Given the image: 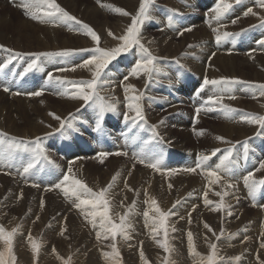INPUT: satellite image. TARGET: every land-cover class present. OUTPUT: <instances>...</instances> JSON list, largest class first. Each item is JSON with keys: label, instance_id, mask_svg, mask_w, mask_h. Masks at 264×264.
<instances>
[{"label": "bare ground", "instance_id": "6f19581e", "mask_svg": "<svg viewBox=\"0 0 264 264\" xmlns=\"http://www.w3.org/2000/svg\"><path fill=\"white\" fill-rule=\"evenodd\" d=\"M176 1L180 4L182 9L187 11L186 14H181L183 19L181 21H179V24H180V27H183V26H185V27H183L178 32L177 39H175V37L171 34L170 31H168L166 33H164V32H162V33L158 32V34L154 33V34H156V36H153V34L150 32L151 30H146V29L142 28V37H143L142 42L145 44L146 47H148L150 49V51H152V53L155 56H157L159 58V60L157 61L158 69H161V66H163V69H164V73L154 74L157 78L163 79L166 82H169L171 80V78L167 75V73H169V70L165 69V68H168L169 63L171 62L169 59H173V62L178 63L179 65L186 67L188 70L191 71V73L193 74V76L190 80L191 82L192 81L196 82L197 80H198V82H200V80L202 78L203 79L207 78L209 80L225 78V79H230V80H240V81H244L247 83L264 84V45H261L260 43L258 44V42L264 40V26H261L262 22H264V8L256 7L253 10V5L254 4L259 5V0H241V2L239 4H237L235 2V0H229V2L232 3V8L229 10V12L226 14V16H224L219 22L211 19V17L214 14L211 13V11H210L213 8L212 2H214V4H215L217 0H196V5L192 6V7L189 4L190 0H176ZM57 2L66 11L70 12L71 14H73L76 17H78L79 19H81L82 22L88 24L97 33V35L101 38L100 46L105 48V49L115 47L118 44V41L114 40L112 37H110L108 35V32L111 31L116 36L122 35L123 32L125 31L126 27L131 23V16L125 17L122 15H119V14L111 11L109 7H101V4L121 8V9L127 11L128 13H130L131 15L136 14V12L139 8V4H140V0H101L100 4L94 3L92 0H57ZM168 4L172 5L171 3H168ZM4 5H6V2H5V4H3V6ZM174 7H176V6H174ZM249 8H251L253 10L255 15L249 14L247 16V18H245L246 17L245 12H247V10ZM198 10H204V13H205V17L201 14L202 23H200L197 20V18L199 17L197 15V13L195 14V12L196 11L198 12ZM163 11H164V8H163V5L160 3V1L159 0H153V4H152L151 9H150V14H156V17H157L156 21L159 23L161 21V18L159 15L162 14ZM232 21H236V23H232ZM7 22L8 21L5 17L0 16V28H3ZM209 22H211V27H209V31H208ZM221 25H225V26L221 27ZM189 27H191V28L195 27V29L191 30L190 32L184 31V29L189 28ZM213 28H219L220 33L229 32V33H234V34H238V35H235L234 38L222 40L218 44L215 40V34L212 30ZM15 29H16V27H15ZM47 30L52 35V36H50V38H52V40H55L54 44L56 43V45L60 46V47L59 48L57 47L55 49H53V48L49 49L48 47H43L44 49L40 48V49H38L37 52H30V50L27 48L28 50L25 49L24 53H41V52L57 53V52L67 50V51L72 52V54L77 55V57L80 56V54L86 53V55H88V58H89L90 53L80 52L78 50L85 49V48H92L95 46V44L91 40V38L87 37L85 35L68 34L67 37H64L61 35V32H56V29H54L52 27H47ZM160 30H162V29H160ZM160 30H158V31H160ZM45 33H47V32H45ZM14 37L7 39L6 34H3L0 31V46H3V48H6V49H11L15 52L23 53L22 51H20L21 49L18 46V40L14 39ZM149 41H151V43H149ZM206 41H210V44ZM234 45H237V46L242 45V46L235 48ZM3 48H0V55L4 56V59H5V58L9 57L10 53L7 51H4ZM236 52H239L238 56H236L234 54ZM130 54H132V53H129L127 55H123L124 58L122 60H120L122 62L121 67L119 66V63H121L119 61L117 63L116 67L110 66L112 68L108 70V72L111 74V75L109 74V80L111 82L104 85V88L106 90H112V91L109 93H104L103 96L105 97L106 100H109L110 102H112L115 99L117 100L114 102V104H116V106H117V111H116V113H112V114H119L120 115V114H124L126 111H128L126 108L127 101L125 99V92H121L122 89H124L125 85L134 86V88L137 90V94H140L141 91L146 87L147 77L143 76V75L140 76L139 78H136V79H131L132 77L129 76V78L127 80H124V77L126 75V69H128L127 71L129 74V70L133 66L134 61L136 59H138V57H135V56L130 55ZM209 58L211 60L210 64L205 65L206 61ZM3 61H4L3 59L0 60V65L3 64ZM16 61L14 62L15 64H16ZM24 61H27V60L24 59ZM23 63H26V62H23ZM41 63H43V62H41ZM114 64H116V63H114ZM54 65H57V63H55ZM55 69H57V67L52 68L51 73H53V75L60 72L59 70L56 71ZM80 72H82V76L79 77L78 79H91L92 78L91 72L88 71V69H82V71L80 70ZM80 72H79V74H81ZM76 73L70 75V78H73L74 77L73 75H76ZM119 74H121V76ZM169 74H171V73H169ZM77 75H78V73H77ZM75 78H77V77H75ZM118 79H122V80L120 81ZM129 79H131V80H129ZM8 80H9V77L7 79L1 78L0 79V88H4V87L8 88L10 91L9 95L12 98H14V97H16V95H14V93H17V89H16L17 87L14 85H9ZM198 82L196 83L197 87H198ZM247 83L231 85L232 94L237 99L240 97H243V96H249L251 94ZM190 84L191 83L184 84L185 91L188 93L191 92L190 87H192V85H190ZM180 85H182V84H180ZM2 86H4V87H2ZM208 87H210L209 92L211 93V96H212L213 95L212 88L210 85ZM151 88H153V91L158 92L155 89L154 85H152ZM39 89L46 91V89H44L43 86L29 87L26 90V93H28V95H26V96H29V93L39 91ZM73 91H74V89H73ZM186 92H185V94L187 95ZM206 92L207 91L205 88L201 93V96L203 98L206 96ZM0 94L2 95V97H7L2 93H0ZM156 95H157V93H156ZM155 96H152V94L150 92H148V93H145L144 96L140 99L139 103L142 107L144 117H146V113L143 109L142 104L147 103L146 101H149L150 103H155L156 102ZM40 99L42 100L41 97H40ZM14 100H17V98H15ZM243 100H245V99L237 100L235 103L233 102L234 101L233 99H227L226 101L232 102L230 104L237 106L239 108H245L249 112L255 113V114L260 115V116H264V96L257 98V99H248L247 101L249 104H244ZM19 101H22V100H19ZM32 101H33V99H32ZM5 103H7V101ZM17 103H18V101H17ZM168 103L169 102H167V101H164V100L162 101V104L164 106L167 105ZM83 105H84L83 101L77 100V99H71V98H69V99L61 98L57 101H46L45 100V102H43L42 106L39 107L40 110L36 114L37 116L41 115L40 112L43 108L44 112H45V114H44L45 117L43 119H41L42 121L38 124V126H37L38 129L35 132L28 134V133H26V130H23L24 128L19 129L18 127H16L17 128L16 130H14V128L16 126V124H13L14 121H12L13 125L10 127L3 129V127L0 126V132L7 133L8 136H10V137L21 138L25 142H31V141L36 140V138H40L46 142L52 143L54 141V135H49V134H54L55 132L60 130L61 121H65L78 108H80L79 112L82 113V106ZM33 106H34V104H33ZM36 106H38V105H36ZM172 106L173 105L171 103L170 107L172 110H174L173 112H177L176 109H179L178 107H181L179 105H177L176 107L175 106L172 107ZM26 108H27V106H26ZM27 109H29V108H27ZM84 109H86V111L90 115L91 119L94 120L95 116L91 113V109H93V111L96 112L94 110V108L86 105L84 107ZM50 113L54 114V115H50ZM108 113H110V112H108ZM129 115L131 116L134 114L129 113ZM159 115H160V113L157 111H155V113L147 112V119L149 120V122L151 124H153L156 127V129L159 131L160 135H162L168 141V143L166 142L165 144L166 145L171 144V146H169V147L174 148L176 150H179L180 154L193 153L192 155L195 158H196L197 154H199L201 152H196V151L193 152L192 150H201V151L210 150V151H212L214 149H222V148L230 145V144L224 145V144H226V142L221 143V141L218 140L217 137L223 138V141L225 139L232 140V141L235 140L234 143H236V142H239L241 140H245L250 136H253L257 132L258 127H259V125L248 124L246 122H242L240 124H232V123H228V122H225V123L223 122V123H218V124H209L208 130H206V131L200 130V132L203 134L198 137V134H197L198 132L195 130V128L201 122V120H197L196 118L186 116V118H183L184 120L180 117L181 119H175L173 122V119L162 118ZM54 116L59 117L60 119L59 120L55 119ZM28 118H29V116L26 117V119H28ZM189 119H192V120L190 121ZM98 120H99V117L97 116V119H96L97 123H98ZM170 120L172 121L171 124L180 125V126H184V127H185V125H181V124H183L184 122L185 123L188 122V125L190 128L189 129L190 133H192L194 136H196L198 138L193 137L192 135H190L189 132L186 131V133L182 132L184 134H181V136H182L181 140H176L174 138L175 135H170L171 129L167 127V123H170ZM25 121L29 122L30 120H25ZM33 121H35V120H33ZM194 121H195V124H194ZM19 122H21V121H19ZM29 124H30V122H29ZM180 126H178V127H180ZM199 126H200V124H199ZM149 129L152 131H153V129L155 130V128H153L151 125H149ZM83 132H84V134H86L87 137H89V134L91 133L88 131L87 127L83 128ZM69 134L71 136H73L74 130H72V129L69 130ZM185 134L187 136H185ZM255 136H257V135H255ZM255 136H253L247 140H252ZM186 140L188 142L190 141L191 143L200 142L201 145L204 146V148L192 147V148H190L191 150H189L188 148L183 149L184 146L182 143L185 142ZM247 140L241 141L239 143H241L242 145L244 144L246 146V144L248 142ZM256 141L257 140H253L250 142V144L255 143ZM258 142H260V141H258ZM122 143H123V141H120L118 143V144H120V148L129 152L130 156L131 155L134 156L135 155L134 151L133 150H127L125 147H123ZM207 144H209V146H211V147H208ZM128 145H130V144H127V146ZM258 145L260 146V144H258ZM54 147L56 148V150L58 149L57 145H55ZM72 147L73 146L68 145V146L64 147L63 149H72ZM91 148H93V147H91V145H87L86 140H82V144L80 147H77L75 151H69L67 154H68L69 158H71L73 160L76 158L83 157L85 159V162H86L85 164H87L88 166H91V167H95L96 165L94 163L97 159V152H96L95 148H93L91 150V153L88 152V150ZM251 148H253V147H251ZM53 150H54V148H53ZM82 150H84L83 153H82ZM136 151H137V149H136ZM186 151H189V152H186ZM243 151H245V150H243ZM115 152H117V151H115ZM245 153L247 154L246 151H245ZM24 154L32 155L31 151L20 152L17 154L16 158L13 161L8 163L7 166H5L4 164H0V169L10 170L12 177L16 176L17 180H20L21 182L35 184V185L42 184L43 179L50 178L49 182H50L51 187L45 188L43 190L44 191L43 193L39 190L38 193L35 191L36 193L29 194L26 191L31 190V189H25L24 187H22V188L17 187L16 188L15 186L11 187L10 186L11 185V183H10L11 179L10 178L8 179L5 176H0V226H3L6 230L11 231L13 228L9 229L7 226H9L8 221L13 219L14 214L15 215L20 214L18 216V219H17V221H19V222L23 220L21 216L24 215L25 216L24 223L26 225V228H27V225L31 226V228H29V229L19 228L18 233L14 238V246H13L14 255H17V257L18 256L23 257L22 262H25V264L27 263L29 256L34 257L33 252L30 248L29 240H28V237L30 234L33 239L38 240L41 244V247L39 249L38 254L34 257L35 261L40 260L41 263L42 262L45 263L46 261L48 262L49 260H52L53 258H55V259H53V263L55 262L54 264H58L56 262L59 260L61 255L65 254L66 252H69L71 257L73 258V260L77 264H108V261L105 260L103 253L104 252H111V248L109 247L111 241L110 240L98 241L96 238V232L99 229L93 228L91 223L88 222V224L91 227L86 223H84V225L90 229L89 233L92 235L93 238L89 239L88 235H87V237L83 236L82 242L77 244L75 241V238L81 237L83 230L80 229L79 226H77V224L74 222V217L70 212L72 209L71 208L70 209L63 208L62 204L64 202L62 203V202L57 201L58 202L57 203L55 200H51L52 198L50 195L53 194L54 190L60 191V189L56 188L55 185L61 182L63 175L66 173V171L68 169L67 166H64L62 163L60 165L57 162L55 164L54 170L52 172L46 171V173L44 175H42L41 177L39 176L40 174H38V173L35 174V171H34V173H31V174L30 173L24 174L23 173V167H24L26 162H23L24 160L20 161ZM210 154L211 153L209 152V155ZM200 155H204V154L201 153ZM175 157H176V155H174V158ZM49 159H50V157H49ZM182 159H183V157H176L175 159L172 160V161H175V163H174L175 167L174 168L183 169L186 167H195L196 166L195 159H192V160H190L189 158L188 159L185 158L183 160ZM178 161H180V162L177 163ZM41 162L44 163L45 160L42 159ZM60 162H61V160H60ZM83 162L80 161L78 164H76V167H82V175L84 174L82 176V180H83L84 176L87 174L86 169H84V166H83L84 163ZM113 164H114V162H113ZM125 164H127V163H125ZM166 165L168 167H165V169H170L172 163L169 161L166 163ZM57 166H64V167L56 169L55 167H57ZM91 167L90 168L88 167V169H91ZM148 169L150 170V168H148ZM205 169H206V166H205ZM246 172L247 171L245 170V172H238L236 174L233 173L231 180H230V183L238 185L237 186L238 188L237 187L236 188L240 192L243 189L242 183L244 182L243 181L244 176L247 175ZM151 173H152V175H151ZM151 173L149 174L150 176H149L148 181H146V183L149 184L151 186V190L157 192L158 195H169L170 196V195L178 194V195H182V197H184V198L189 195L186 198L185 203L182 204V207L181 206L178 207L176 209V211L172 209L173 205H175L178 201L183 200L184 198L178 197L177 199H172V200L167 198V201H164L161 198V200H160V201H163L164 203H166L172 207V208L170 207L171 213L178 214L176 219L171 217V215H170V218L167 222L168 223V229H171V228H169L170 226L171 227L173 225L175 226V227L174 226L172 227V228H174V231H173V229L168 231V241H169L170 246L173 249L172 253L169 256L171 264L176 263L175 258L180 259V263L178 262L179 264H193V261H192L193 257H191L189 255V251H188L187 234H185V231H187V232L190 231L193 234V239H194L195 244H196V250L197 249L199 250V248H200L199 251H200V254H202V255L208 254V252H209L208 242L211 241L213 243H217L218 244L217 246H219V247H221L222 245H228L227 247L237 246V248H239L238 246H241L244 248V251H247V252L249 251L250 252L249 258H248V253H246L245 257H243V259L241 261L238 260L237 264H244L245 259H249L250 264H261V262H264V248L261 247V244H264V235H261L262 233H264V210H261V209H264L263 199L261 200V202H259L260 199L254 200V202H256L259 205L258 208L260 207L261 209L257 208V212H255L256 213L255 216H258V217H254L250 222H248V220L250 218H249V215H248L246 208L243 206V204L241 202H236L235 198H229V200H228L224 196L225 204L230 206V207L226 208L224 211H212L211 210V208L213 207L214 204L220 202V196L216 195V193H221V194L224 193V190L222 189V185L220 182L217 184H209V187H208L207 199L212 201L213 205H208V206H204V207L200 208L201 206H199V205H201L203 200H204L205 190L199 189L200 186L193 183L194 180H193V177H191L193 173H187V172L180 171V172H177V173L169 176L166 174V171H165L163 173L161 172L162 175L159 178H156L154 176L153 172H151ZM197 174L204 176V174H202L201 169L197 170ZM129 175H130V173H129ZM256 178L264 179V169L260 170V172L258 173ZM85 179L87 180V177ZM111 179H113V178H111ZM144 179H145V176H144L143 180ZM17 180L15 181V185H19V181L17 182ZM88 181H90V180H88ZM137 182H139V181H137ZM141 183H142V181H141ZM169 184H171V186H172L171 188H169ZM44 185H49V184H43V186ZM102 185L105 187L104 184H102ZM90 187L91 188H97L98 191L103 188V187H101V188L97 187L96 185H94V186L90 185ZM141 188H143V187L141 186ZM135 189H137V187ZM121 190H122V187H121ZM111 191L116 192L113 189H111ZM124 192H126V191H124ZM131 192H132V190H131ZM150 192H152V191H150ZM45 193H47V195L49 194V198L44 197ZM132 193H134V192H132ZM119 194H121V193H119ZM139 194H140V192H139ZM142 194L143 193H141V195ZM62 195H64V194H62ZM131 195L132 194L126 193L125 196L124 195H120L119 197L115 196V195L111 196V197H113V198H111V203L112 202L115 203V205H112L113 203L111 204L112 214H115L117 212L115 209L118 205H120L117 208V210H119L121 212V215H123L124 212L133 205V202H135V204H138L140 207H147V209H148V204L145 203V200L143 198H142V200L141 199L139 200L138 198L132 199ZM117 198H118V200H117ZM42 201H43V207H41ZM120 202H121V204H119ZM61 206H62V209L60 208ZM8 209H9V211H8ZM10 209H12V210H10ZM202 209H204V213L201 212ZM234 209H236V211H238L237 213H239L237 218H235V221L240 223V224L239 225H232V227L230 228L231 222L233 220V211H235ZM61 211H63V212H61ZM76 211L78 213L80 212V210L79 211L76 210ZM228 211H231V213H232L230 216L227 214ZM59 212L63 213L62 216H60ZM48 213H49V215L54 214L56 216V218L54 220L50 221L51 218L48 219V217H47ZM188 213L190 214L189 218L187 216ZM150 214L154 215V213H150ZM204 215H205V217H204ZM37 217H39V219H37ZM53 218H54V216H53ZM139 219H140L141 223L144 224L145 219L143 218V216L142 217L139 216ZM180 219H184V223H182V224L179 223ZM140 221L137 220V222L132 224L131 227L129 228V230L133 232V234H134L133 236L136 239V241L135 242L133 241V238H132L133 236H132L131 237L132 239L130 238V241L128 242V244L125 245L126 248L124 250L125 252H128L129 249H127V247L132 246V247H134V250H133L134 253H131V255H127V256H124V255L121 256V254H120L119 264H126V263L127 264H144V261H142L141 257H140L141 250L143 251L146 260H148L147 258L157 257L158 259H160L161 264H163L164 257L166 255H169V254L165 253L163 251V249L158 247L156 242L151 238V229L148 231L146 230V232H143V233L140 232V228H141ZM189 221H191V222L189 223ZM259 221L261 223H259ZM117 222H118V217H117ZM180 222H181V220H180ZM245 222H248V223L244 224ZM205 224H207L212 229V232H209L208 229L205 228ZM39 226H41V230L39 231V234H38L35 232H36L37 227H39ZM32 227H33V229H32ZM246 229H248V231H249L248 233L244 232V230H246ZM252 229H254V230L252 231ZM222 230H223V236H221L220 240L217 241L216 236L213 235V232L216 235H220ZM45 231H47L46 232L47 239H50L52 242H56V241L62 242V244H61V245H63L62 248L54 247L53 244L50 246L48 243H46L44 241L42 242V232H45ZM202 231H203V233H202ZM61 233H63V234H61ZM200 233H201V235H199L200 238H198V234H200ZM147 234H148V237L145 239L144 235H147ZM233 234L234 235L237 234V239H235L232 242L225 241V238H228ZM161 236H162V234H161ZM161 236H158L157 239H161ZM251 239H253L255 241L253 243H256V245L254 244L255 245L254 247H251V243H250ZM137 241L140 242L141 245L137 244ZM147 242H148V244H147ZM123 245H124V243H123ZM224 247H226V246H224ZM72 248H74V249L79 248V251L77 250V251H74L73 253H71V251H73ZM151 248L154 251H152ZM233 249H234V247H233ZM0 250H3L2 245H0ZM150 250L152 252H150ZM181 250H182V252L184 251L183 255H181L182 258L179 257V251L181 252ZM229 250H230V248H229ZM227 252L229 253L230 251H227ZM236 252H237V249H236ZM28 253H30V254H28ZM44 253L47 254L46 255L47 257L45 258V260H44V256H45ZM220 253H219V255L224 257V254L223 253L220 254ZM133 254H135V256H133ZM234 256H236V255H234ZM18 259H19V257H18ZM61 259H63V258H61ZM132 259L134 261H132ZM185 259H187L188 262H186ZM40 261H39V263H40ZM191 261H192V263H191ZM236 261L237 260H235V258H230L229 256H226V257H224V261H221V264H235ZM28 262L31 263V261H28ZM152 262L154 263V261H152ZM45 264H48V263H45ZM49 264H50V262H49ZM247 264H249V263H247Z\"/></svg>", "mask_w": 264, "mask_h": 264}, {"label": "snow or ice", "instance_id": "6c2138e0", "mask_svg": "<svg viewBox=\"0 0 264 264\" xmlns=\"http://www.w3.org/2000/svg\"><path fill=\"white\" fill-rule=\"evenodd\" d=\"M237 4L241 2V0H235ZM97 3H100V0H97ZM153 4V0H140L139 8L135 15H131L127 11L118 8L112 7L108 5L101 4V7H109L111 11L117 13L119 15L128 17L131 16V23L126 27L125 31L122 35L116 36L111 31L108 32V35L112 37L114 40L118 41V44L115 47H111L105 49L100 46L101 38L97 35V33L86 23L78 20L76 17L70 15L64 8L57 3V0H20L19 7L22 8L23 13L26 18L31 19L32 21L41 23V24H49L52 26H64L70 25L72 23L79 25L78 29L69 28V30H75L82 35L90 37L94 42L95 46L92 48L80 49V52L90 53L89 58L83 60L82 63L72 67V68H61L59 71H75L77 67L81 69H88L91 72L92 78L90 80H81V81H66L60 79L58 77H54L51 72L47 75V80L49 83H55L59 85L63 91L60 93L64 96H67L71 99H77L84 102L85 105L93 107L97 112L99 121H102L104 115L108 112L116 113L117 106L116 104L106 100L104 96L100 95V90L104 87V85L110 83L109 80V72L106 71L109 65L117 60L122 55H127L129 53H133L135 49L134 55L138 56V59L134 61L133 66L129 70V75L131 77L139 78L140 76H146L149 81L153 78L154 74H158L159 69L157 67L158 57L155 56L152 51L142 42V26L144 23L151 19L150 17V9ZM259 6L264 8V0H259ZM232 8V3L229 0H217L215 6L210 10L214 15L211 17L212 20L219 22L226 13ZM255 15L253 10L249 8L245 15ZM171 17H169V26H171ZM232 23H236V21H232ZM225 25H221L224 27ZM264 26V22L262 25ZM209 27H211V22H209ZM192 28H186L184 31H191ZM215 34V40L219 44L222 40H226L229 38H234V33L224 32L220 33L219 28L212 29ZM182 34V33H181ZM151 43V41H149ZM261 45H264V40L259 42ZM191 47V46H190ZM3 48V46H0ZM4 51L10 53L7 62L3 65H0V71L7 68L13 60L22 59L25 56L34 57L28 64L25 69V72H31L33 70H42L41 59H51L54 56H63L67 57L72 53L70 51H61L57 53H20L15 52L11 49L3 48ZM182 67V66H181ZM129 76H125L124 80H127ZM247 83L240 80H230V79H207L205 78L203 81V86L200 91H203L204 87H208L209 85L212 88L213 95L209 96L204 103L196 108L197 117L201 111L204 112H213L220 111L224 114L225 118L231 119L233 113L237 110L234 108L225 105L223 101L227 99H236V97L232 94L231 85L233 84H241ZM71 87H68V86ZM249 90L252 93L253 98L257 96H264V84H248ZM74 89V91H73ZM258 90V91H257ZM4 91H9L8 88H4ZM125 99L127 101L126 108L128 111L124 113L125 122L131 121L133 126H143L140 124L143 121L145 124L147 123L145 117L143 115L142 107L139 103L142 98V94H137V90L132 85L124 86ZM43 94V90L35 91L29 93L30 96H40ZM14 95H21V93L17 92ZM129 113H133L134 115H129ZM50 115H54L51 114ZM55 119H60L59 117L54 116ZM241 120L248 124H256L259 125L260 128L264 129V116L252 115V114H244L241 116ZM98 121L96 128L99 130L100 122ZM72 127L71 122L61 121V128ZM198 135H202L203 133H197ZM154 137L158 135L153 129ZM259 135V133H258ZM221 142L223 138L217 137ZM31 151L32 158L23 167V173L28 174L34 168H36L37 164L43 159L48 161V158L45 154V149L43 148L40 138H36V140L31 142H25L22 140H18L15 137L8 136L7 133L0 132V164L8 165L11 161H13L17 154L20 152H29ZM220 152V149H214L211 151L210 155H199L196 166L195 167H186L183 169H164V159L160 154H148V153H138L134 155L133 159L136 163L142 164L145 167H148L156 172H167V175L171 176L177 172L183 171L187 173H196L198 169L202 170V174L206 175L209 178L210 184H217L221 180H225V187L232 188L234 185L230 183L232 177V167H231V157H232V149H227L223 154L222 158H220L219 164L215 165L214 168L205 169V165L212 157H217V154ZM126 156L127 153L124 152H108V151H100L97 156L101 163L104 162V159L109 156ZM48 163H52L48 161ZM135 166V165H133ZM264 169V162L260 163L259 169L257 171ZM223 173V175H221ZM254 173L250 172L246 176H244L243 181L245 186L249 189L250 194L255 197L257 191L264 187V179L256 180L254 179ZM116 180V177H113V183H110L107 187L100 189L99 191H93L82 179L76 177L71 167L69 165L67 172L63 175V179L60 183L56 184L55 187L61 189L65 198H73L74 207L84 215L85 219L91 223L93 228H98L99 230L96 232V238L98 241L100 240H110L111 243L109 247L111 248V252H104L103 256L105 260L108 261V264H119V250L117 248V237H121L124 240L130 239L128 234V229L131 227L130 223V215L134 213L135 210V202L133 205L128 208L123 215L119 213L112 214V206H111V189ZM33 187H37L38 185L33 184ZM171 184H169V188H171ZM228 193L224 192L216 193V195L220 196V202L213 205V202L207 199V192L204 193V204L205 206L213 205L211 208L212 211H224L226 208L230 207L225 204L224 196ZM148 204V209L144 211L143 216L145 218V225L150 227L151 229V238L156 242L158 247L163 249V251L168 256L164 257L163 264H171L169 259L170 254L173 249L168 241V220L170 215H172L171 210L165 212L161 210L158 206L157 201L154 198H150V202L148 200L145 201ZM179 203V201L177 202ZM41 207H43V201L41 202ZM175 207V205H173ZM194 210V209H193ZM154 213V215L150 214ZM229 216L232 214L231 211L227 213ZM190 215V214H189ZM118 217V222H117ZM39 219V217H37ZM191 221H189L190 223ZM20 226L13 228L11 231L6 230L3 226H0V245L3 246V250H0V264H15L16 257L13 252L14 246V238L18 233ZM205 228L208 229L209 232H212V229L205 224ZM174 231V229H173ZM63 234V233H61ZM161 239H157L158 236H161ZM213 235L216 236V240L219 241L221 236H223V230L220 235H216L213 232ZM234 235V234H233ZM261 235H264L262 233ZM207 239V238H206ZM30 248L33 252L34 257L38 254L41 244L38 240H35L29 234L28 237ZM187 244L189 255L193 257V264H221V261H224V257L220 256L218 253L217 243H213L211 241L208 242L209 252L206 256L201 255L196 250V244L193 239V234L189 231L187 233ZM261 247L264 248V244H261ZM141 260L144 261V264H148L145 259L144 253L141 250L140 252ZM239 260V257L235 258ZM62 264H71V259L63 260ZM264 264V262H261Z\"/></svg>", "mask_w": 264, "mask_h": 264}, {"label": "rangeland", "instance_id": "374dc122", "mask_svg": "<svg viewBox=\"0 0 264 264\" xmlns=\"http://www.w3.org/2000/svg\"><path fill=\"white\" fill-rule=\"evenodd\" d=\"M94 3H97V0H92ZM160 1V3L163 5V8H164V11H163V13L162 14H160L159 16H160V18H161V21H160V23L159 22H157L156 21V14H150V17H151V19H149V20H147L145 23H144V25L142 26V28L143 29H146V30H151L150 32L153 34V36H156V34H154V33H157L158 34V32L159 33H162V32H160V31H158V30H160V29H163V28H165V27H168L169 28V30L168 31H170L171 32V34L175 37V39H177V34H178V32L183 28V27H185V26H183V27H180V24H179V21H181L183 18H182V16H181V14H186L187 13V11L186 10H184V9H182L181 8V6H180V4L176 1V0H159ZM5 2H6V5H4L3 6V4H5ZM100 2H101V0H100ZM8 2H7V0L6 1H4V0H0V16L1 17H5L6 19H7V23H6V25L3 27V28H0V31L3 33V34H6V38L7 39H10V38H13L14 36V39H17L18 40V46L20 47V51H22L23 53H24V51H25V49H29L30 50V52H37L38 51V49H40V48H42V49H44L43 47H48L49 49H51V48H53V49H55V48H59L60 46H57L56 45V43L54 44V42H55V40H52V38H50V36H52L51 35V33L47 30V27H52V28H54V29H56V32H61V35L62 36H64V37H67L68 36V34H71V35H76V34H80L79 32H77V31H75V30H69V28H72V29H78L79 28V25H76V24H74V23H72V24H70V25H64V26H52V25H49V24H42L41 25V23H38V22H35V21H32L31 19H29L28 20V18H26L25 17V15H24V13H23V10H21V12L20 13H17L15 10H12V7L11 6H9L8 4H7ZM13 3L15 4V6H17V7H19L18 5H19V3H20V0H13ZM58 3V2H57ZM168 3H171L172 5H169ZM98 4H100V3H98ZM174 6H176V7H174ZM62 7V6H61ZM256 7H260L259 5H257V4H254L253 5V10L256 8ZM63 8V7H62ZM68 12V11H67ZM70 15H72V16H74V17H76L75 15H73V14H71L70 12H68ZM197 13V15L199 16L198 18H197V20L200 22V23H202V16H201V14L203 15V13H204V10H198V12L196 11L195 12V14ZM248 16V15H247ZM247 16L245 17V18H247ZM169 17H171V21H173V27L172 26H169ZM78 20H80V21H82L81 19H79L78 17H76ZM244 18V19H245ZM3 19V18H2ZM34 22V23H33ZM84 23V22H83ZM37 24V25H36ZM258 24V23H257ZM256 25V24H255ZM30 26V27H29ZM39 26V27H38ZM43 26V27H42ZM45 26V27H44ZM254 26V25H253ZM15 27H16V29H15ZM32 28V29H31ZM46 28V29H45ZM231 29V28H230ZM46 30V31H45ZM59 30V31H58ZM20 32V33H19ZM45 32H47V33H45ZM15 33V34H14ZM42 35V36H41ZM26 36V37H25ZM20 37V38H19ZM41 37V38H40ZM41 39V40H40ZM262 40V39H261ZM40 41V42H39ZM47 41V42H46ZM43 42V43H42ZM206 42H208L209 44H210V41H206ZM33 43V44H32ZM205 43V42H204ZM39 44V45H38ZM258 44H259V42H258ZM44 45V46H43ZM52 45V46H51ZM31 46V47H30ZM204 48V47H203ZM27 49V50H28ZM72 53V52H71ZM133 53H135V50L133 51ZM130 54V55H133V56H135V57H138L137 55H134V54ZM28 57V58H27ZM30 57V58H29ZM213 57V56H212ZM27 58V59H26ZM34 58V57H33ZM31 56H25V60H27V61H23V62H26V63H23V62H18V61H16V60H14L11 64L13 65V67L11 68V72L13 71V69H15L16 67H18V69H19V74L21 73V72H23V69H24V67L25 66H27V63L28 62H30L31 61V59H33ZM86 58H88V55H86V53H83V54H80V56H78L77 57V55H75V54H71V55H69V56H67V57H63V56H54V57H52L51 59H47V61H46V59H44V58H42L41 59V62H43V63H41L42 64V70H33V71H31V72H27V74H26V80H30V84H29V86H25V85H20V86H16L17 88V92H19V93H21V95H24V98L23 99H21V98H17V97H14V98H12L10 95L9 96H7V95H5V96H7V97H2V95L0 94V126H2L3 127V129L4 128H7V127H10V126H12L13 124H16V126H15V128H14V130H16L17 128L16 127H18L19 129H23V130H26V133H28V134H31L32 132H35L38 128H37V126H38V124L42 121L41 119H43L44 117H45V112H44V109L42 108V110H41V112H40V114L41 115H39V116H37L36 114H37V112L40 110V108L39 107H41L42 106V104H43V102H45V100L46 101H57V100H59V99H61V98H67V99H69L67 96H64V95H62V94H60L62 91H63V89L59 86V85H57V84H55V83H50L49 85H45L44 83H42L41 82V77L42 76H44L43 77V80H45V79H47V75H48V73L49 72H51L52 71V68L53 67H57V69H55L56 71L57 70H59V69H61V68H72V67H74V66H76V65H78V64H80V63H82L83 62V60L84 59H86ZM243 58V57H242ZM1 59H3L4 61H3V64L4 63H6L7 62V59L8 58H5L4 59V56H1L0 55V60ZM123 59V55L121 56V57H119L118 59H117V61L119 62L120 60H122ZM159 60V59H158ZM162 60V59H161ZM171 62L169 63V65H168V67L169 66H172V65H174L175 64V62H173V59H169ZM16 61V64L14 63ZM117 61L115 62L116 64H110L109 65V67H108V69H106V71L108 72V70L109 69H111L112 67H110V66H113V67H116L117 66ZM18 62V63H17ZM121 62V61H120ZM210 62H211V60H210V58L206 61V64L205 65H207V64H210ZM55 63H57V65H54ZM2 64V65H3ZM121 65H122V62L121 63H119V66L121 67ZM199 65V64H198ZM80 70L82 71V69L81 68H79V67H77L76 68V70L75 71H71V70H69V71H60L59 73H57V74H55V75H53V73H52V75L54 76V77H58V78H60V79H63V80H66V81H81V80H90V79H78L79 77H81L82 76V72H80ZM128 69H126V75L125 76H130L129 74H128V71H127ZM177 70H179V68H176V71ZM78 73V75H77V73ZM79 72L81 73V74H79ZM74 73H76V75H73L74 77L73 78H70V75H72V74H74ZM158 73H164V69H163V66H161V69H159V72ZM169 73H171L172 74V72H170L169 71ZM169 73H167V75L169 76ZM110 74V73H109ZM6 74H5V71H4V76H5ZM111 75V74H110ZM120 76H121V74H119ZM9 77V75L7 76V78ZM75 77H77V78H75ZM178 77L179 78H181L182 77V72H179V74H178ZM131 79H136L135 77H132ZM131 79H129V80H131ZM118 80H122V79H118ZM128 80V81H129ZM119 81V82H120ZM127 81V82H128ZM161 81H164L163 79H160V78H157L155 75H153V78L151 79V81H149V79L147 78V82H146V87L141 91V93L140 94H142V97L144 96V94L145 93H148V92H150L151 94H152V96H155L156 95V93H157V95L155 96V97H160V95L162 94V91H164V87H166V84H164L163 85V87H162V89H160L159 87H157V86H159L160 85V83H161ZM201 81H204V79L202 78L201 80H200V82ZM111 82V81H110ZM126 82V83H127ZM164 82H166V81H164ZM198 82V80L196 81V82H191L190 81V85H192V87H190V90H191V92H193V90H194V88L196 87V83ZM200 82H198V86L200 85ZM125 83V84H126ZM247 84H249V83H247ZM251 84H256V83H251ZM152 85H154V87H155V89L158 91V92H156V91H153V88H151V86ZM39 86H43L44 87V89H46V91H43V94L42 95H40V96H26V95H28V93H26V90L29 88V87H39ZM178 86H180L182 89H183V91H185V88H184V84H182V85H178ZM178 86H175V85H169L168 86V88H170L171 90H172V92L174 91V90H176L177 91V95L179 94V88H178ZM2 87H4V86H2ZM68 87H71L70 85L68 86ZM5 88V87H4ZM122 88V87H121ZM198 88V87H197ZM197 88H195V90H194V92H193V96H194V93H195V91H196V89ZM39 90H42V89H39ZM112 90H106L104 87L100 90V95H102L103 96V94L104 93H109V92H111ZM206 96L204 97V99H207L209 96H211V93L209 92L210 91V87H206ZM121 92H124V89H122V91ZM156 92V93H155ZM186 92V91H185ZM191 92H190V94H191ZM0 93H2V92H0ZM187 94H189L188 92H186ZM3 94V93H2ZM183 97H185L186 95H182ZM2 97V98H1ZM40 97L42 98V100L40 99ZM44 97V98H43ZM200 97H202V96H200ZM260 97H262V96H259L258 94H257V96L255 97V98H253V96H252V93L249 95V96H243V97H240V98H238L237 100H241V99H245V100H243L244 101V104H249L248 103V99H257V98H260ZM15 98H17V100H14ZM48 98V99H47ZM163 98H165V95L163 96ZM203 98V97H202ZM32 99H33V101H32ZM37 99V100H36ZM19 100H22V101H19ZM184 100V99H183ZM7 101V103H5ZM11 101V102H10ZM17 101H18V103H17ZM26 101V102H25ZM32 101V102H31ZM115 101H117L116 99L115 100H113L112 101V103H114ZM155 103H150L149 101H146L147 103H143L142 104V106H143V109H144V111H145V113H146V117H145V120H146V124L143 122V121H141L140 122V124L141 125H143L142 127L141 126H135L136 127V129H141L144 133H153V131L152 130H150L149 129V125H151L153 128H155V132L156 133H158V135L156 136V141H157V143L158 144H160L161 146H160V150L161 149H163V151H170L169 149H171V151H170V156H169V158H168V160L166 161V163L167 162H171L172 163V165H171V167H170V169H172V168H174L175 167V165H174V163H175V161H172L173 159H175L176 157H183V159H185V158H189L190 160H192V159H195V157H193L192 156V154L193 153H184V154H180L179 153V150H176V149H174V148H171V147H169V146H171V144H168V145H166L165 143L167 142L168 143V141L162 136V135H160V133H159V131L156 129V127L153 125V124H151L150 122H149V120L147 119V112H149V113H155V111H157V112H159L160 113V115L159 116H161L162 118H169V119H173V122H174V120L175 119H183V118H186V116H190V115H187V113L189 112V110H185L184 112L186 113H184L181 109H176L177 110V112H173L174 110H172L171 109V103H172V105H174L175 103H176V101H172L171 99L170 100H168L167 102H169L167 105H163L162 104V99H156L155 98ZM194 101L196 102V100L194 99ZM38 102V103H37ZM235 102V101H234ZM230 103H232V102H227V103H224L225 105H228L229 107H231V108H234V109H236L237 111L235 112L236 114L235 115H232V118L231 119H228V118H225V116L223 115V113L221 112V114L220 115H214V114H210V115H207V118L205 117V120H203V119H201V122L199 123L200 124V126H199V124L197 125V127L195 128V130L198 132V133H201L200 132V130L201 131H206V130H208V125L209 124H218V123H225V122H228V123H232V124H240V123H242V122H244V121H242L241 120V116L242 115H244V114H252V115H257V114H255V113H252V112H249V111H247L245 108H239V107H237V106H234V105H232V104H230ZM27 104V105H26ZM33 104H34V106H33ZM153 104V105H152ZM159 104H161V105H163V107H162V109H161V107H160V105ZM8 105V106H7ZM24 105V106H23ZM30 105V106H29ZM36 105H38V106H36ZM26 106H27V108H29V109H27L26 108ZM86 105L84 104L83 106H82V109H84V107H85ZM7 107V108H6ZM165 107V108H164ZM166 107H170V110L169 111H167V108ZM3 108V109H2ZM6 108V109H5ZM26 108V109H25ZM35 109V110H34ZM79 109L80 108H78L75 112H73L65 121L66 122H71V124H72V127H65V128H60V130H58L57 132H55L54 134H49V135H54V141L52 142V143H49V142H46V141H44L43 139H40L41 141H43V142H45V143H47V144H50V146H51V151L53 150V148H54V150H56V148L54 147L55 145H57L58 146V148L59 147H62V148H64V147H66V146H68V145H71V146H74V145H76L77 144V147H80L81 146V144H82V140H86L87 141V136H86V134H84V132H83V128L84 127H87L85 124H83V123H81V119L83 118V119H87V120H92L91 119V117H90V115L86 112V114H84V115H82V113H80L79 112ZM34 110V111H33ZM18 111V112H17ZM26 111V112H25ZM8 112V113H7ZM213 112H215V111H213ZM30 113V114H29ZM91 113L95 116V114L97 113V112H94L93 111V109H91ZM206 113H208V112H206ZM206 113H204V115H206ZM211 113V112H210ZM5 114V115H4ZM8 114V115H7ZM124 114H112V112H110V113H106L105 115H104V117H103V119H102V121H99L100 123H103V122H108V121H110V120H112V122L113 123H108L107 124V127H108V131H110V133L111 134H113L114 136H120V133H122V132H124L125 130H123V131H120L121 130V128H120V122H121V120H123L124 118L122 117ZM202 115H203V113H202ZM21 118H20V117ZM27 116H29V118L28 119H26V117ZM260 116V115H259ZM32 117V118H31ZM181 117V118H180ZM9 118V119H8ZM13 118V119H12ZM36 118V119H35ZM117 118H120V120H119V124H118V121H117ZM18 120V121H17ZM25 120H30L29 122H30V124H29V122L28 121H25ZM32 120V121H31ZM33 120H35V121H33ZM184 120V119H183ZM190 121L192 120V119H189ZM195 120V119H194ZM12 121H14L13 122V124H12ZM19 121H21V122H19ZM25 121V122H24ZM19 122V123H18ZM28 122V123H27ZM33 123V124H32ZM128 124H130L131 123V121H128L127 122ZM172 123V121L170 120V123H167V127L168 128H170L171 129V134L170 135H175L174 136V138L176 139V140H181L182 139V136H181V134H184V133H186V131L187 132H189L190 133V128H189V125H188V122H184L183 124H181V125H185V127L184 126H180V125H173V124H171ZM194 124H195V121H194ZM193 124V125H194ZM178 126H180V127H178ZM74 130V135L73 136H71L70 134H69V130ZM264 129H262V128H260V126L258 127V130H257V132L253 135V136H255V135H257V136H255L252 140H247V139H249V138H251V137H253V136H250V137H248L247 139H245V140H247L248 142H247V144H246V146L243 144H241V143H239V142H241V141H244V140H241V141H239V142H236V143H234V141H232V140H227V139H225L224 140V142H226V144H224V145H227V144H230V145H228V146H226V147H224V148H222V149H220V152L217 154V157H212L208 162H207V164L205 165L206 166V169H211V168H214L215 167V165H217V164H219V162H220V158H222V154L227 150V149H229V148H231L232 149V157H231V167H232V174L234 173V174H236V173H238V172H245V170L247 171L246 172V174H248V173H250V172H253V173H255V175H254V179H256V180H261V179H258V178H256V176L258 175V173L260 172V170L259 171H257V169H259V166H260V163L261 162H263L264 161ZM182 132H184V133H182ZM258 133H259V135H258ZM178 134V135H177ZM190 135H192L193 137H196V136H194L192 133H190ZM185 136H187L186 134H185ZM184 136V137H185ZM200 135H198V137H199ZM198 137H196V138H198ZM15 138H17V137H15ZM261 138V139H260ZM18 140H22L23 141V139H21V138H17ZM132 139H133V136H132V133L131 134H129L126 138H120V141H123V143H122V145H123V147H125L127 150H133L134 151V154L136 155V154H138V150L136 151V147H131V141H132ZM263 139V140H262ZM147 140V139H146ZM253 140H257L255 143H252V144H250V142L251 141H253ZM119 141V142H120ZM258 141H260V142H258ZM118 142V143H119ZM197 143H199V146L198 147H200V148H204V146H202L201 145V143L200 142H197ZM197 143H191L190 141L188 142L187 140L185 141V142H183L182 144H183V149H189V150H191L190 148H192V147H197L196 146V144ZM222 143V142H221ZM260 144V146L258 145V144ZM55 144V145H54ZM127 144H130V145H128L127 146ZM185 144V145H184ZM249 144V145H248ZM255 144V145H254ZM262 144V145H261ZM120 145V144H119ZM208 145V147H211V146H209V144H207ZM255 147H254V146ZM249 146V147H248ZM251 147H253L252 149H253V151H250V148ZM257 147V148H256ZM93 148H91V149H89L88 150V152H90L91 153V150H92ZM236 149L237 150H239V152H238V154L237 155H235V156H233L234 154H233V150H235L236 151ZM262 149V150H261ZM149 151H151V148H149L148 149ZM243 150H245L246 152H247V154L246 153H244V154H242V151ZM83 151L84 150H82V153H83ZM193 152L194 151H196V152H201V153H203L204 155H209V152L211 153V151L210 150H205V151H201V150H192ZM249 151L252 153V159H249V160H247L248 162H247V168L246 169H242L241 168V166H242V164L243 163H245L246 162V158L248 157V156H250L249 155ZM186 152H189V151H186ZM140 153V152H139ZM236 153H237V151H236ZM148 154H151V152H149ZM174 155H176V157L174 158ZM49 157H50V160L52 161V164H53V166H55V164L57 163L56 161H55V159L52 157V155H50L49 154ZM131 157H134V156H132L131 155ZM197 157V156H196ZM251 157V156H250ZM59 159V161L61 160V162H63V160L61 159V158H58ZM110 159V158H109ZM109 159L107 160V161H109ZM182 159V160H183ZM237 160V161H236ZM107 161H105L104 160V164L102 163V166L104 167H101V165H100V160H98V158L96 159V161H95V167H91V166H88L87 164H85L86 162L84 161L83 163V166H84V169H86V171H87V174L84 176V178H83V180L85 181V183L90 187V185H92V186H94V185H96L97 187H103V188H105V187H107L111 182L113 183V179H111V178H113L114 177V175H115V177H116V180H115V182H114V184H113V187H112V189L113 190H115L116 192H110V195L111 196H120V195H124L125 196V194L126 193H128V194H132L131 195V198L133 199V198H138L139 200L141 199L142 200V198L146 201V200H148V201H150V198H154L156 201H157V204H158V206L161 208V210H163V211H165V212H168L169 210H170V207L171 206H169L168 204H166V203H164L163 201H160L161 200V198H162V200H164V201H167V198L168 199H170V200H172V199H177L178 197H182V195H178V194H175V195H158L157 194V192H155V191H153V190H151V186L149 185V184H147L146 183V181H148V179H149V174L151 173V172H153V173H155L156 171H154V170H152V169H148V167H145L144 166V170L142 171V170H136V169H134L133 167H132V164H131V162L130 161H116V160H110L109 161V163L107 162ZM234 161H235V165L233 164L234 163ZM99 162V163H98ZM113 162H114V164H113ZM180 161H178L177 163H179ZM125 163H127V164H125ZM166 163H164L163 164V167H164V169H165V167H168L167 165H166ZM193 163V162H192ZM98 164V165H97ZM119 165V166H118ZM106 166V167H105ZM108 166V167H107ZM64 166H57V167H55L56 169H58V168H63ZM87 167V168H86ZM88 167L90 168L91 167V169H88ZM120 167V168H119ZM131 167V168H130ZM99 168V169H98ZM101 168V169H100ZM124 170H123V169ZM128 168V169H127ZM112 169V170H111ZM122 169V170H121ZM89 170V171H88ZM115 170V171H114ZM119 170V171H118ZM131 172H130V171ZM109 171V172H108ZM118 171V172H117ZM108 172V173H107ZM113 172V173H112ZM139 172V173H138ZM144 172V173H143ZM118 173V174H117ZM129 173H130V175H129ZM113 174V175H112ZM166 174H167V172H166ZM84 175V174H83ZM120 175V176H119ZM143 175V176H142ZM151 175H152V173H151ZM221 175H223V173H221ZM0 176H5V177H7L8 178V176H11V171L10 170H5V169H0ZM104 176V177H103ZM144 176H145V179L143 180V178H144ZM148 176V177H147ZM16 177V176H15ZM77 177V176H76ZM87 177V180L85 179ZM123 177V178H122ZM126 177V178H125ZM128 177V178H127ZM135 177V178H134ZM191 177H193V176H191ZM204 178H203V180L205 181V185L204 186H200V188L199 189H204L205 190V192H207L208 193V187H209V178L206 176V175H204L203 176ZM17 178V177H16ZM92 178V179H91ZM106 178V179H105ZM49 179L50 178H47V179H43V181H42V184H39L37 187L39 188L38 190H27L26 192L27 193H29V194H32V193H38V191L40 190L42 193L44 192L43 190L45 189V188H48V187H51L50 186V182H49ZM108 179V180H107ZM125 179V180H124ZM128 179V180H127ZM134 179V180H133ZM88 180H90V181H88ZM93 180V181H92ZM122 180V181H121ZM130 180V181H129ZM133 182H132V181ZM19 181V185H21V184H24L25 186H28L29 185V188H26L25 187V189H31V187L30 186H32L33 184H30V183H24V182H21L20 180H17V182ZM121 181V182H120ZM127 181V182H126ZM129 181V182H128ZM135 181V182H134ZM137 181H139V182H137ZM141 181H142V183H141ZM102 182V183H101ZM144 183V184H143ZM43 184H49V185H44L43 186ZM90 184V185H89ZM102 184H104L105 185V187L102 185ZM108 184V185H107ZM120 184V185H119ZM146 185V186H145ZM221 185H222V189L224 190V192H227L228 194L225 196V198L226 199H228L229 200V198H235V199H237V196H242V197H246L247 199H248V201L247 202H241L242 204H243V206L246 208V210H247V212H248V215H249V220H248V222H250L254 217H258V216H255V212H257V208H258V204L256 203V202H254V200L256 199H260V201L259 202H261V200L263 199V201H264V187H261L258 191H257V193L255 194V197L253 198V196L250 194V191H249V189L245 186V184H244V182L242 183V186H243V189H242V191L240 192L239 190H237V189H235V188H232V189H229V188H227V187H225L224 185H225V181H224V183L222 184L221 183ZM11 187H14V185H10ZM42 186V187H41ZM129 186V187H128ZM141 186L143 187V188H141ZM16 187V186H15ZM121 187H122V190H121ZM126 187V188H125ZM137 187V189H135ZM149 187V188H148ZM17 188V187H16ZM18 188H22V187H18ZM91 188V187H90ZM120 188V189H119ZM238 188V187H237ZM24 189V190H25ZM119 191H118V190ZM125 189V190H124ZM135 189V190H134ZM147 189V190H146ZM128 190V191H127ZM131 190H132V192H134V193H132L131 192ZM138 190V191H137ZM36 191V192H35ZM124 191H126V192H124ZM150 191H152V192H150ZM31 192V193H30ZM121 193V194H119V193ZM130 192V193H129ZM139 192H140V194H139ZM116 193V194H115ZM125 193V194H124ZM141 193H143L142 195H141ZM155 193V194H154ZM63 194V192L61 191V189H60V191L59 190H54V192H53V194H51L50 196H51V200H55L56 202L57 201H59V202H64L63 204H62V206H63V208H68V209H72L70 212H71V214L73 215V217H74V222L77 224V226H79V228L80 229H82L83 231H85V232H88L89 233V231H90V229L87 227V226H85L84 225V223H86V224H88V220H86L85 219V217L82 215V213L81 212H77L76 210H78V209H76L75 207H74V202H73V198H65V196L64 195H62ZM137 194V195H136ZM152 194V195H151ZM237 194V195H236ZM136 197H135V196ZM151 195V196H150ZM178 195V196H177ZM133 196V197H132ZM162 196V197H161ZM189 196V195H188ZM188 196H186L185 198L184 197H182V198H184L183 200H181V201H179V203H176L175 204V207H171L173 210H175L176 211V209L178 208V207H182V204L183 203H185V201H186V198L188 197ZM44 197L45 198H49V194L47 195V193H45V195H44ZM172 197V198H171ZM111 198H113V197H111ZM57 199V200H56ZM62 201H61V200ZM166 199V200H165ZM117 200H118V198H117ZM121 200V199H120ZM161 204H160V203ZM239 202V201H238ZM58 203V202H57ZM113 203V204H112ZM111 204L112 205H115V203L114 202H112ZM60 204V203H59ZM119 204H121V202L119 203ZM28 205V204H27ZM146 205V204H145ZM62 206L60 207L61 209H62ZM120 205H118L117 207H116V211L119 213V214H121V212L119 211V210H117V208L119 207ZM199 206H201L200 208H202V207H204L205 206V204H204V200H203V202H202V204L201 205H199ZM165 209H164V208ZM199 208V209H200ZM60 209V210H61ZM258 209H261L260 207L258 208ZM10 210H12V209H10ZM146 210H148L147 209V207H140L138 204H135V210H134V213L133 214H131L130 215V217H129V219H130V223H131V225L132 224H134L135 222H137V220H139L140 221V219H139V216H143V213H144V211H146ZM235 211H233V220H232V222H231V225H230V228L232 227V225H239L240 223H238V222H236L235 221V218H237V216H238V214L239 213H237L238 211H236V209H234ZM261 210H264V209H261ZM8 211H9V209H8ZM79 211V210H78ZM61 212H63V211H61ZM61 212H59V214H60V216H62V214L63 213H61ZM116 212V213H117ZM201 212H203L204 213V209H202L201 210ZM237 213V214H236ZM235 214V215H234ZM20 214H17V215H15L14 214V216H13V219L12 220H9L8 222H9V226H7L9 229H12V228H15V227H17L18 225L20 226V228L21 229H24V228H26V225H25V223H24V218H25V216L24 215H22L21 217H22V221H17V219H18V216H19ZM48 216V219H50V221H52V220H54L55 218H56V216L53 214V215H49V213L47 214ZM53 216H54V218H53ZM177 216H178V214H176V213H172V215H171V217H173V218H177ZM188 218H189V213H188ZM204 217H205V215H204ZM203 217V218H204ZM143 218H144V216H143ZM145 219V218H144ZM180 220H181V222H180ZM179 220V223H184V219H180ZM248 222H245L244 224H246V223H248ZM234 223V224H233ZM259 223H261L260 221H259ZM140 224H141V228H140V232L141 233H143V232H146V230L148 231V230H150V227H147L146 225H145V222H144V224H142L141 223V221H140ZM89 225V224H88ZM90 226V225H89ZM174 226V225H173ZM172 226V227H173ZM45 227V226H44ZM91 227V226H90ZM171 226L169 227V228H171V229H169V230H172V229H174V228H172ZM175 227V226H174ZM29 228H31V226H28L27 225V228L26 229H29ZM188 228V227H187ZM229 228V229H230ZM32 229H33V227H32ZM43 229V228H42ZM46 229V228H45ZM189 229V228H188ZM41 230V226H39V227H37V229H36V232L35 233H38L39 234V231ZM254 229H252V231H253ZM46 232L47 231H45V232H42V242L44 241V242H46V243H48L50 246L53 244V246L54 247H57V248H62V246L63 245H61L62 244V242H59V241H56V242H52L50 239H47V237H46ZM229 232V231H228ZM227 232V233H228ZM243 232V231H242ZM244 232H249L248 231V229H246V230H244ZM188 232L187 231H185V234H187ZM202 233H203V231H202ZM128 234H129V236H130V238L134 235L133 234V232L132 231H130L129 229H128ZM87 235L88 234H86V233H82V236L81 237H78V238H75V241H76V243L77 244H79L80 242H82V238H83V236H85V237H87ZM199 235H201V233L200 234H198V238H200V236ZM148 237V234L147 235H144V238L146 239ZM88 238L89 239H92L93 237H92V235L91 234H89V236H88ZM133 238V241L135 242L136 241V239L134 238V236L132 237ZM131 238V239H132ZM161 238H162V236H161ZM235 239H237V234L236 235H231L230 237H228V238H225V241H227V242H232V241H234ZM72 240V239H71ZM243 240V239H242ZM73 241V240H72ZM71 241V242H72ZM130 241V239H128V240H124L123 238H121V237H117V248H118V250H119V253L121 254V256L122 255H124V256H127V255H131V253H134L133 252V250H134V247H132V246H128L127 247V249H129V251L128 252H125L124 250H125V248H126V244H128V242ZM253 242H255L253 239H251V241H250V243H251V247H254L255 245H256V243H253ZM123 243H124V245H123ZM147 244H148V242H147ZM255 244V245H254ZM120 245V246H119ZM218 245V244H217ZM125 246V247H124ZM224 246H226V247H224ZM228 245H222L221 247L223 248H221V247H219L218 246V253H223L224 254V257H226V256H229L230 258H236V257H239L240 259H239V261H241L242 259H243V257H245V255H246V253H248V258H249V256H250V252L248 251H244V248L243 247H241V246H238L239 248H237V246H229V247H227ZM233 247H234V249H233ZM236 247V248H235ZM228 250H227V249ZM229 248H230V250H229ZM256 248V247H255ZM73 249V251H71V253H73L74 251H79V248H77V249H74V248H72ZM71 249V250H72ZM233 249V250H232ZM236 249H237V252H236ZM132 250V251H131ZM151 250L152 251H154L152 248H151ZM150 250V252H152ZM198 250V249H197ZM199 250H200V248H199ZM198 250V252L200 253V251ZM235 250V251H234ZM131 251V252H130ZM140 251V250H139ZM227 251H230L229 253L227 252ZM184 252V251H183ZM183 252H182V250H181V252L179 251V257L180 258H182L181 257V255H183ZM233 252V253H232ZM220 253V254H221ZM238 253V254H237ZM245 253V254H244ZM28 254H30V253H28ZM45 254V253H44ZM230 254V255H229ZM47 254H45V256H44V260H45V258L47 257L46 256ZM202 255V254H201ZM234 255H236V256H234ZM239 255V256H238ZM243 255V256H242ZM63 256V257H62ZM66 256V257H65ZM133 256H135V254H133ZM166 256H168V255H166ZM204 256H206V255H204ZM15 257H16V261H15V264H25V262H22L23 261V257H21V256H18L19 257V259H18V257H17V255H15ZM31 257V258H30ZM33 258V259H32ZM61 258H63V259H61ZM71 259V264H77L74 260H73V258L71 257V255L69 254V252H66L65 254H62L61 255V257L59 258V260L56 262V263H58V264H62V261L65 259V260H68V259ZM36 259V258H35ZM53 259H55V258H53ZM53 259L52 260H49L48 262L46 261L45 263H48L49 264V262H50V264H54L53 263ZM148 260H147V262H148V264H161V262H160V259H158L157 257H155V258H147ZM155 259V260H154ZM62 260V261H61ZM73 260V261H72ZM182 260V259H181ZM186 260V262H188V260L187 259H185ZM236 260V259H235ZM28 261H31V263H29ZM28 261H27V263L26 264H45V263H41V261L40 260H34V257L33 256H29V258H28ZM39 261H40V263H39ZM132 261H134L133 259H132ZM152 261H154V263L152 262ZM193 261V260H192ZM192 261H191V263H192ZM150 262V263H149ZM175 262L177 263V264H179L180 263V259H176L175 258ZM179 262V263H178ZM175 263V264H176ZM238 263V260L236 261V263L235 264H237ZM247 263H249L250 264V260L249 259H245V261H244V264H247ZM127 264V263H126Z\"/></svg>", "mask_w": 264, "mask_h": 264}]
</instances>
